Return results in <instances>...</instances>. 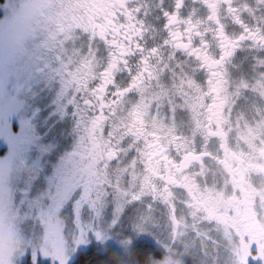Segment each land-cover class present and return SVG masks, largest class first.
<instances>
[{"label":"flooded vegetation","instance_id":"af4514ba","mask_svg":"<svg viewBox=\"0 0 264 264\" xmlns=\"http://www.w3.org/2000/svg\"><path fill=\"white\" fill-rule=\"evenodd\" d=\"M101 1L75 4L72 18L40 15L24 44L35 64L23 85L33 94L26 107L64 108L57 160L63 145H76L66 163L78 179L65 181L69 194L58 209L71 201L85 209L98 195L94 188L128 160L138 177L137 204L173 208L184 218L197 204L214 220L205 201L189 195L186 173L215 154L210 160L228 176L231 201L235 191L246 211L264 187V165L235 147L229 114L252 105L230 81L264 91V0Z\"/></svg>","mask_w":264,"mask_h":264},{"label":"rangeland","instance_id":"374dc122","mask_svg":"<svg viewBox=\"0 0 264 264\" xmlns=\"http://www.w3.org/2000/svg\"><path fill=\"white\" fill-rule=\"evenodd\" d=\"M83 1H88L92 8L98 2H104L0 0V227L4 232L0 247L5 250L7 264H73L80 253L91 248L104 253L111 246L119 250L126 264H134L130 263L132 247L136 242L144 241L156 245L163 254L162 259L152 260L149 264H169L186 244L189 254L180 257L183 264H264V222L247 216L248 222L241 224L243 231L233 224L228 234L222 236L212 227L197 224L189 214L184 218L173 208L165 210L158 206L154 208L150 203L146 207L144 203L137 204L140 187L136 183L138 177L133 161L124 160L127 165L121 172L114 171L102 180L94 188L97 197L90 199L85 209L79 208L74 201L66 210L58 209L69 194L65 181L78 179L75 174L70 175L66 163L76 145L74 142L62 143L64 154L57 160L54 149L62 138H66V133L59 131L56 122L64 116V108L38 110L26 107L27 97L33 94L27 93L25 89L28 88L23 89V85L35 64L27 56L29 48L24 44L32 35L33 25L40 15L72 18L74 5L78 3L82 8ZM239 81H230L235 95L243 90L252 107L233 108L229 114L237 143L235 147L245 149L247 154L253 155V163L262 167L264 106L262 108L260 102H264V91L248 86L244 80ZM37 111L41 113L36 115ZM192 124L188 127L194 131ZM214 155H208V159H214ZM225 160L231 166V159ZM206 183H211L210 176ZM104 188L106 191H102ZM258 188L255 200L250 202L252 205L258 199L264 200V187ZM228 192L227 200L222 195L217 200H204L211 211L210 216H215L214 220L225 219L217 212L221 203L227 206L228 217L229 213L242 217V197L232 192L236 196V202H233L229 189ZM86 211L89 212L87 216L83 214ZM197 232L201 234L197 236ZM229 236L237 246H246L242 262L231 251ZM205 237L219 241L215 253L211 251V241ZM8 249H11L10 255Z\"/></svg>","mask_w":264,"mask_h":264},{"label":"clouds","instance_id":"9594fccd","mask_svg":"<svg viewBox=\"0 0 264 264\" xmlns=\"http://www.w3.org/2000/svg\"><path fill=\"white\" fill-rule=\"evenodd\" d=\"M208 176L211 177V183H206ZM187 183L191 186L189 195L195 194V197L199 201L204 200H217L223 196L224 200H227L229 196L228 186L230 180L223 170V167L218 165L214 160H210L208 165L204 168L197 169L195 166L192 170L186 173ZM219 215L225 217L224 220H209L207 213L202 206L193 204L192 209L189 210V215L196 217V223L204 221L212 224V230H215L219 235H227L233 224H236L243 231V227L240 224L239 216L233 215L227 216V206L224 203L220 204L217 209ZM242 213L249 216V218H258L261 222H264V200L258 199L254 205H251L246 211L242 209ZM195 231V229H193ZM201 233L197 232V236ZM205 239L211 241V251L215 253L217 251V245L219 241L214 237H205ZM231 251L238 257V260L242 262L243 254L246 251V246L239 247L233 243L231 237L228 238ZM189 245H185L183 251L172 258L169 264H183L182 256L188 255ZM203 250V247H202Z\"/></svg>","mask_w":264,"mask_h":264},{"label":"trees","instance_id":"16d2710c","mask_svg":"<svg viewBox=\"0 0 264 264\" xmlns=\"http://www.w3.org/2000/svg\"><path fill=\"white\" fill-rule=\"evenodd\" d=\"M134 248V249H133ZM132 259L134 264H149L150 261L162 259L161 250L151 242H136L132 247ZM128 261V260H127ZM126 259L116 247L111 246L104 253L96 248L80 253L73 264H126Z\"/></svg>","mask_w":264,"mask_h":264},{"label":"snow or ice","instance_id":"6c2138e0","mask_svg":"<svg viewBox=\"0 0 264 264\" xmlns=\"http://www.w3.org/2000/svg\"><path fill=\"white\" fill-rule=\"evenodd\" d=\"M4 236L3 228L0 227V239H2ZM12 239L11 233H9V240ZM11 249H8V255H10ZM0 264H7L5 260V250L0 247Z\"/></svg>","mask_w":264,"mask_h":264}]
</instances>
